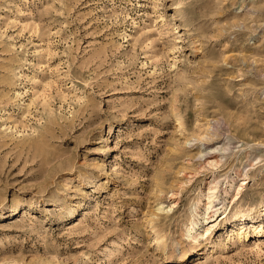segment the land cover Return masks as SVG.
<instances>
[{"label": "rangeland", "instance_id": "obj_1", "mask_svg": "<svg viewBox=\"0 0 264 264\" xmlns=\"http://www.w3.org/2000/svg\"><path fill=\"white\" fill-rule=\"evenodd\" d=\"M263 228L264 0H0V264H264Z\"/></svg>", "mask_w": 264, "mask_h": 264}, {"label": "bare ground", "instance_id": "obj_2", "mask_svg": "<svg viewBox=\"0 0 264 264\" xmlns=\"http://www.w3.org/2000/svg\"><path fill=\"white\" fill-rule=\"evenodd\" d=\"M172 6L175 8V9H177V6H176V4L175 3H172ZM158 20V19H157ZM172 116L178 121V124H179V126H181V123H180V120H181V115H180V113H179V111L177 110V109H175V108H173V112H172ZM203 144V142H201V145ZM205 145V144H204ZM205 147V146H204ZM203 147V148H204ZM206 149V148H205ZM200 154H201V156H205V161L206 162H209L210 160V157H211V153L210 152H205L204 153V150H201L200 152H199ZM208 165H209V163H208ZM243 182V181H242ZM243 184H244V182L243 183H241V184H239V186H243ZM213 186V185H212ZM216 186V185H215ZM209 187V186H208ZM214 187V186H213ZM209 187L208 188V192H207V201H206V209L208 210V209H212V207L214 206V205H212V203H213V197L215 198V196H214V193H215V188L216 187ZM239 188V187H238ZM173 194V193H172ZM172 194H170V196H172ZM171 204V205H170ZM173 205H174V203L172 204V203H169V209L170 208H172L173 207ZM216 209V208H215ZM221 209V208H220ZM15 211H17V208H14V209H12V211H9V212H15ZM212 211V210H211ZM75 212V210H73V212L72 213H74ZM212 213H213V211H212ZM214 214V213H213ZM211 217V215H209L208 216V218H210ZM205 218V217H204ZM204 220V219H203ZM255 220V219H254ZM206 221L207 220H204L203 222H205L206 223ZM196 225H201V223H199V224H197L196 223ZM215 224L214 223H211L209 226L207 225V226H205V228H204V231L205 232H208L213 226H214ZM239 229H242V227H240ZM192 230V229H191ZM254 230H256V228L254 227ZM188 232H190V231H188ZM203 234V233H202ZM199 231H192V232H190V237L192 238V239H194V240H196L199 236H201L202 235ZM256 234H257V236L259 235V237H262L263 235H264V228L263 229H260V230H258V231H256Z\"/></svg>", "mask_w": 264, "mask_h": 264}]
</instances>
